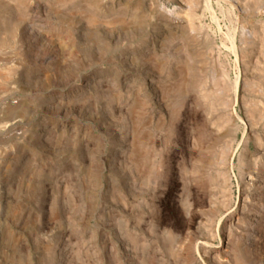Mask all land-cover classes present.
<instances>
[{
    "label": "rangeland",
    "instance_id": "1",
    "mask_svg": "<svg viewBox=\"0 0 264 264\" xmlns=\"http://www.w3.org/2000/svg\"><path fill=\"white\" fill-rule=\"evenodd\" d=\"M208 1L0 0V264H264V0Z\"/></svg>",
    "mask_w": 264,
    "mask_h": 264
},
{
    "label": "bare ground",
    "instance_id": "2",
    "mask_svg": "<svg viewBox=\"0 0 264 264\" xmlns=\"http://www.w3.org/2000/svg\"><path fill=\"white\" fill-rule=\"evenodd\" d=\"M207 3H206V5H208L209 6V1L208 0H205ZM232 43V42H231ZM234 49H235V47H234ZM234 51V50H233ZM235 55H236V53H235ZM236 86H237V84H238V80L236 81ZM236 97V96H235Z\"/></svg>",
    "mask_w": 264,
    "mask_h": 264
}]
</instances>
